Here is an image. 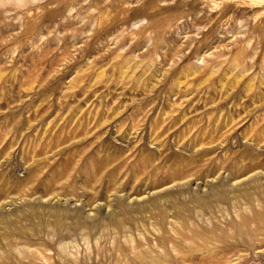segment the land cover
<instances>
[{
  "label": "rangeland",
  "instance_id": "1",
  "mask_svg": "<svg viewBox=\"0 0 264 264\" xmlns=\"http://www.w3.org/2000/svg\"><path fill=\"white\" fill-rule=\"evenodd\" d=\"M0 264H264V0H0Z\"/></svg>",
  "mask_w": 264,
  "mask_h": 264
}]
</instances>
